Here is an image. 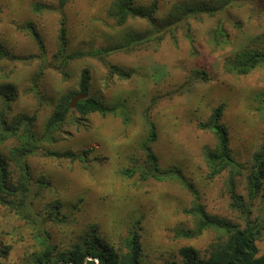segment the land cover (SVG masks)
I'll list each match as a JSON object with an SVG mask.
<instances>
[{
	"label": "rangeland",
	"instance_id": "obj_1",
	"mask_svg": "<svg viewBox=\"0 0 264 264\" xmlns=\"http://www.w3.org/2000/svg\"><path fill=\"white\" fill-rule=\"evenodd\" d=\"M117 1L70 0L60 15L59 0H0V45L8 53V59L0 60V88L10 85L16 93L11 116L36 115L35 133L41 138L61 97L79 91L84 70L91 76L86 99L120 106L116 115L91 113L86 117L73 108L56 140L40 142V149L28 158L32 188L38 194H30L26 208L40 227L0 204V264L33 263L43 249L37 239L39 232L50 235L58 256L71 250L81 236L93 232L108 246L125 252V243L135 231L140 264H184L181 250L187 247L207 259L219 235L215 230L189 239L179 236V232L196 227L194 216L185 213L194 204L204 206L210 216L245 228L241 213L231 208L230 173L207 179L204 151L215 147L216 138L199 125L224 104L221 122L228 129L236 160L249 166L264 144V105L260 102L264 67L246 76L224 69L236 52H264V0H234L215 17L192 16L175 26L173 35L168 32L158 43L132 49L126 46L127 41L148 33L150 26L140 19L117 25L110 12ZM218 1L134 0V5L151 7L155 3L160 20L176 4L213 5ZM37 5L47 9L37 12ZM63 21L65 55H84L64 67L59 56ZM28 23L34 24L42 38L44 58L26 28ZM219 26L228 41L217 45L213 32ZM106 51L109 55L101 59ZM102 60L130 77L111 74ZM197 70L204 72L206 79L190 81ZM147 120L157 132L152 149L160 167L179 168L197 195L172 180L140 181L139 177L124 176L123 170L144 162ZM17 144L13 140L0 143V153L7 156ZM48 152L82 157L56 158ZM246 178L244 171L235 177V185L236 193L249 202ZM41 182L48 185L40 189ZM50 205H58L63 222L45 221ZM259 217L264 224V181L252 201L251 219ZM257 245L263 254L264 231Z\"/></svg>",
	"mask_w": 264,
	"mask_h": 264
},
{
	"label": "trees",
	"instance_id": "obj_2",
	"mask_svg": "<svg viewBox=\"0 0 264 264\" xmlns=\"http://www.w3.org/2000/svg\"><path fill=\"white\" fill-rule=\"evenodd\" d=\"M69 1L59 0L57 11L60 12V15L64 14V8ZM232 1L234 0H221L213 5L208 3H200V5L176 4L175 7H172L169 14L160 20L156 17L157 6L155 3L151 7H137L134 5V0H118L113 3L110 12L111 17L115 19L119 26L125 25L129 19L146 20L149 23L150 30L148 33L139 34L138 38H132L127 41L126 46L132 49L136 45L158 43L165 38L164 36L168 32L173 35L175 32L174 27L179 26V24L192 16L207 15L215 17L220 10L225 9ZM43 9H47V7L41 5L34 7L37 12ZM26 28L30 31L44 58L45 48L36 27L32 23H28ZM66 35L67 31L63 21L60 29L59 50L63 67L73 59L84 57V55L80 54L69 57L65 55L67 48ZM224 39L228 41L225 31L219 26L213 32V41L218 45ZM107 55H109L108 51L105 52L104 56L101 55L100 58L104 59ZM1 59H8V53L0 45ZM102 61L109 68L111 74H117L121 78L130 77V73L121 71L117 67L106 64L104 60ZM259 67H264V52L247 49L236 52L224 64L225 71L236 76H246ZM42 73L43 70L39 72V75ZM201 79H206V74L197 70L193 72L190 81ZM90 81L89 70H84L79 82V91L68 92L61 97L56 109L46 122L44 134L41 138H38L35 133L36 115L17 114L11 116V107L15 101L16 93L10 85L0 88V143L8 140L18 143L17 147L12 148L7 156L0 153V204L10 210H14L21 219L27 220L29 224L39 226L32 213L27 212L26 209L30 194H38L32 188L33 178L28 158L37 153L40 149L39 144L41 141L53 142L56 140L57 133L60 132L71 114L70 101L77 95H87ZM36 82L37 80L34 81V83ZM261 97L263 98L260 99V102L264 105V96ZM119 109L120 106H107L93 98L81 100L75 107V110L82 117H86L91 113L100 114L101 116L116 115ZM224 111L225 105H219L212 110L208 120L199 125L202 130L211 132L216 138L215 147L206 148L204 151V159L208 168L207 179L213 180L226 171L230 173L229 194L231 197V208L241 213L245 220V228L210 216L204 206L194 204V207L186 210L185 213L194 216L196 227L194 230L179 232V236L189 239L200 235L206 230H215L219 235L216 242L211 245V251L207 259L200 258L191 247L182 249L181 254L185 258L184 264H264V253L260 254V249L257 245V241L262 237L264 224L260 217L255 220L251 219L252 201L257 198L264 181V144L253 155L249 166L238 162L230 148L228 129L221 122ZM121 116L125 122H129L128 117L124 113H121ZM147 124L149 135L142 144V150L145 153L144 162L141 164L134 163L133 167L123 170L124 176L130 179L139 177L140 181H148L150 179L160 182L172 180L181 184L192 194L197 195L194 185L182 174L179 168L163 169L160 167L158 157L152 149V144L157 140L155 125L152 122H148V120ZM47 155L70 159L82 157L72 153L58 154L48 152ZM244 171L247 172L246 187L248 189L249 202H246L236 193L235 177L242 175ZM47 185V183L41 182L40 189ZM48 208L49 213L45 221L52 223L63 222V219L59 218L58 205H50ZM45 221L38 222L42 224ZM39 231H37V234ZM37 239L43 249L31 264H84L86 258L90 257L98 259L100 264H140L141 249L139 236L135 231L131 233L125 243V248L127 249L125 252L108 246L95 232L81 236L80 242L74 243L71 250L60 256L55 255V247L49 242V234L39 232ZM86 264H96V261L89 260Z\"/></svg>",
	"mask_w": 264,
	"mask_h": 264
},
{
	"label": "water",
	"instance_id": "obj_3",
	"mask_svg": "<svg viewBox=\"0 0 264 264\" xmlns=\"http://www.w3.org/2000/svg\"><path fill=\"white\" fill-rule=\"evenodd\" d=\"M84 99H86V95H85V94H80V95L75 96V97L70 101L69 107H70L71 109L75 108L76 105L78 104V102H80L81 100H84ZM89 260H95V261H96V264H100V261H99L98 259H93L92 257H90V258H86L84 264H86Z\"/></svg>",
	"mask_w": 264,
	"mask_h": 264
}]
</instances>
